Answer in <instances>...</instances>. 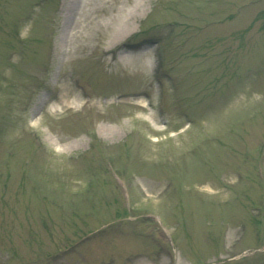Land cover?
<instances>
[{
	"label": "rangeland",
	"instance_id": "374dc122",
	"mask_svg": "<svg viewBox=\"0 0 264 264\" xmlns=\"http://www.w3.org/2000/svg\"><path fill=\"white\" fill-rule=\"evenodd\" d=\"M0 264H264V0H0Z\"/></svg>",
	"mask_w": 264,
	"mask_h": 264
},
{
	"label": "bare ground",
	"instance_id": "6f19581e",
	"mask_svg": "<svg viewBox=\"0 0 264 264\" xmlns=\"http://www.w3.org/2000/svg\"><path fill=\"white\" fill-rule=\"evenodd\" d=\"M82 48V47H81ZM84 48V47H83ZM82 48V49H83ZM146 51H140L138 52L137 54L135 55H131V54H127V55H122L121 56V59H125V58H128V57H136V56H139V55H142L144 54ZM132 64V63H131ZM147 65H150V60L147 62ZM76 93L75 91H72V92H68V93H64V94H61V98L60 101H59V104L61 106V108L65 107V106H68L70 102H74L78 97L76 95H72V94ZM139 94H141L142 96H144V92H139ZM68 95H70L71 97V100L70 99H67L68 98ZM141 98V97H140ZM140 101H143V99L141 98Z\"/></svg>",
	"mask_w": 264,
	"mask_h": 264
}]
</instances>
